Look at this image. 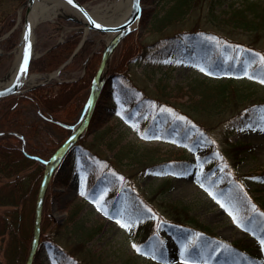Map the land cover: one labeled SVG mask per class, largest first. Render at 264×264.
I'll list each match as a JSON object with an SVG mask.
<instances>
[{
    "label": "rangeland",
    "instance_id": "obj_1",
    "mask_svg": "<svg viewBox=\"0 0 264 264\" xmlns=\"http://www.w3.org/2000/svg\"><path fill=\"white\" fill-rule=\"evenodd\" d=\"M24 1L0 0V82L6 79L14 65L16 51L12 49L19 40ZM109 1L112 0H85L82 3L91 8L100 3L104 7ZM140 1L139 21L128 38L132 37V44H139L138 48H133L137 54L128 63L129 77L145 93L162 101L160 109L176 106L191 125H199L207 131L213 148L209 150L203 138L188 140L174 132L163 137L159 132H148L147 121L137 120L139 111L136 108L131 109V117H128L125 113L128 105L121 103L117 95H112L109 82L106 87L109 61L105 88L101 89L102 95L90 125L76 147L64 156L45 192L41 232L56 241L47 242L49 238H42L41 234L30 264H264V250L260 245V239L264 238V83L261 82L264 81V60L261 59L264 57V31L259 30L252 36L245 33L244 28L226 27L233 24L230 18L236 9H247L248 17L254 15L251 8L245 7L251 0H199L196 11L172 26L163 27L158 18L172 0ZM252 2L264 12V0ZM64 20L59 15L36 24L30 68L34 80L29 77L30 85L38 84L41 75L52 74L64 61L51 69L43 67L41 58L50 46L63 41L70 33L79 32L81 37L79 25L76 22V25H69ZM192 24L205 31L203 43L209 46L205 53L217 50L218 53L211 54L226 60L228 45L233 49L232 55L243 60L245 80L239 79L241 81H234V84L258 102L253 122L238 126L230 124L228 118L236 101H229L222 108L204 107L203 103L212 100L203 98L199 81L225 79L227 72L223 68L207 63L192 51L188 59L170 56L156 61L150 57V46ZM109 38L110 35L87 31L85 52L64 65L47 81L43 90L52 95L59 80L77 77L85 71L82 62L88 47L94 75L104 43ZM122 39L111 58H118L124 49H132L130 41L122 42ZM182 50L188 51L185 47ZM249 64L257 67L256 70L250 72ZM19 107L24 122L31 125L35 133L20 125L22 131H28L30 144L44 150L56 149L84 111L82 107L78 115L73 114L66 122L67 129L60 130L51 122L56 116L41 115L42 110L34 101H23ZM143 117L145 120L152 118L156 124L160 122L157 114L151 117L147 111ZM239 143L248 148L235 151ZM18 145L21 146V142ZM176 157H187L192 161L191 166L184 171H172L167 160ZM36 168L35 162L27 167V172H37V177L31 191L23 194L18 205L22 213L21 230L29 235L25 252L22 251V258L14 261L15 264H24L30 245L34 203L43 172V167L39 172ZM12 178L14 176L0 175V196L9 191L10 185L6 183ZM230 187L232 193L239 188L240 193L236 192L240 200L238 208L222 194V189L226 191ZM175 203L187 207L189 216L196 220L192 222L194 225L207 226L218 239L203 235L194 237L195 231L188 225L182 233L167 227L162 220L169 219L165 211L173 208ZM128 205H136L135 209L139 207L138 218L126 215ZM256 206L263 212V226L257 229L248 222V212H245L257 209ZM10 210L12 206L0 205V212L9 214ZM143 216L146 217L141 219ZM117 220L132 227L123 228ZM143 223L147 230L150 226L149 230H153L144 243L141 242L144 232L139 230V224ZM156 236L162 237L161 244H156ZM192 239V244L187 245L186 242ZM220 240L236 243L242 253L237 255L222 248ZM8 241V234L0 236V264H8L11 258L6 249ZM57 255H64L63 261H58Z\"/></svg>",
    "mask_w": 264,
    "mask_h": 264
},
{
    "label": "trees",
    "instance_id": "obj_2",
    "mask_svg": "<svg viewBox=\"0 0 264 264\" xmlns=\"http://www.w3.org/2000/svg\"><path fill=\"white\" fill-rule=\"evenodd\" d=\"M79 1L84 2L85 0ZM198 2L199 0H172V2L169 1V5L164 14L160 15L158 18L162 23H160V25H174L177 21L184 18L187 14H191L196 11ZM245 7L249 9L251 8L255 12L254 15L248 17L245 11L247 9H236L231 13L230 19L232 20L233 24H229L230 27H226H241L242 29L244 28V32H248L249 35L252 36L257 32H260L259 30H262L263 32L264 12L262 10H259L257 4L252 2V0L251 3H248V5L246 4ZM64 22L69 25H76V23L71 20H64ZM166 22L168 24H166ZM204 32L205 31L203 30V27L192 24L187 28L168 34L162 37L161 40H158L156 44L150 46V49L148 50L150 52V57H153V59H155L156 61L170 56H181L188 59L190 58V54L192 51L198 57H201L203 60L207 61V63L223 68L227 72L225 79L218 78L215 82L205 79H201L199 81L200 84L198 87H201V89H203L201 91V95L203 96V98L205 97V100H212L211 102L203 103L204 107L209 109H216L218 107L222 108L228 105L229 101H236L237 104H235V107L232 108V113L228 118L230 124L238 126L243 123L253 122L255 118L254 112L256 109V104L258 102H255V98L252 97L250 93H246L244 91L242 92L241 89H238L241 87H238L236 84H234V81L245 80V76L242 73L243 60L241 58H235L232 55L233 49L228 45L226 46L228 51V58L226 60L221 56L217 58L215 54H211L218 53L217 50H213L210 53H205V50L208 49L209 46H205V44L203 43L202 34ZM129 36L130 33L125 35L122 39V42L125 40L130 41L132 49H124L118 58L112 56L110 60L108 76L105 83L107 87V83L109 82L108 87L112 91V95H117L121 103L128 105L129 108L125 111L126 115L128 117H131V109L136 108L139 111L137 120L141 119L147 121L145 123V128L148 132H159L162 137L165 135H171V133L174 132L178 137L183 136V139L188 140L191 138H203V143L208 147L209 150H211L213 148V143L211 142L207 131L203 130L199 125H191L186 120L185 115L183 116L182 112L176 106H168V108L160 109V106L163 104L162 101H160L158 97L154 98L145 93L143 89L139 88V86H137V84H135L129 77L128 63L132 58L135 57V54H137L138 52L134 51L133 48L139 47V44L137 42L132 44V37H130V39L128 40ZM79 37V32L70 33L64 38L63 41L52 46L50 50L45 51L41 58L43 59V67L45 69H51L65 60L74 49V46L79 40ZM183 47L188 49V51L182 50ZM81 48L82 49L76 53V56L74 58L85 52V43ZM31 64L32 62L30 63L29 70L31 68ZM256 68L257 67L252 66V64H249L250 72H253L254 70H256ZM93 73L94 66L90 62L85 70V73L81 77L73 81L59 82L57 90L53 92L52 95L46 92V90H43L46 85H40L32 88L30 92H27V95L31 96L33 99L32 101H34L41 108V115L46 116V114H54L53 116H56V118L54 120H51V122L55 124V126L60 130H66V122L72 119L71 117L73 114L77 113L78 115L82 107L84 106L87 96L86 92L89 88ZM236 74L239 75L238 78ZM103 87L105 88V86ZM24 93L10 94L4 97H0V131H7L6 134L0 135V175L5 177L14 176V178L10 179L6 183L10 185L9 191L2 192L0 196V205L12 206V210L9 211V214H7L8 212H0V236L8 234L10 237V241H8V245L6 247L7 252L9 253V258L11 257L8 264H15L22 258V251L23 253L25 252L24 250L28 241L29 234L25 235L21 230L22 213L18 210V205L21 202L23 194L31 191L32 183L37 177V172H34L32 170L27 172V167L31 162H35L37 164L36 171L38 170V172L39 169L41 170L43 167V163L40 160L29 157L21 150L20 146L18 145V143L20 142V138L11 131L19 132L24 136L26 143V152L28 154H34L46 159L55 150V147L49 150H44L39 149L36 144H30L29 139H27V136H29L28 131H22V125L27 126L28 130L30 129V132L33 131V128L31 129V125H27L24 122V119L22 117L23 115H20L23 114L21 112V108L19 107L20 103L26 100L30 101V97L26 95L24 96ZM101 95L102 93L100 94L99 99L101 98ZM202 102L204 101L202 100ZM96 106L97 102L92 112L88 127L95 112ZM145 111H147V113L151 117L157 114L160 117V122L156 124L155 122H153L152 118L151 120H145L143 117V113ZM60 113L63 115H59ZM181 115L183 117L182 119H180ZM59 117H62V119ZM176 119L178 120L173 123V121ZM32 133H35V131H33ZM237 145L239 149L234 146L236 148L235 151L246 150L248 148V145L246 144L243 145L239 143ZM240 145L242 147L241 149ZM205 154L201 157H204ZM167 161L172 171L174 172L184 171L192 164V161L188 160L187 157H176L171 158ZM206 168H209V165H206ZM206 168L204 167V169ZM236 192L240 193L239 188H237V190L233 193L231 187L226 191L222 189V194L226 197V199L238 208L240 206V200H238ZM135 207L136 205L134 207L128 205L126 209V215L128 217L138 218L140 216L137 209L139 207H137L136 209ZM143 207L144 206H142V208ZM254 209L255 208H252L248 211L246 210L245 212L246 214L248 212V222L251 225L253 224V227L257 229L263 226V212L259 211L260 208L258 209V207L257 209ZM187 211V207L175 203L173 204V208L165 211L169 219L166 218L162 221L165 225H167V227H169L170 229H174V231L180 233H182L184 231V227L188 225L192 227L193 231H195L194 237L203 235L206 237L218 239L212 233V230L207 226L200 227L194 225V223L192 222H196V220L192 216H189ZM145 217L146 216L140 218L142 219ZM149 229H151V226ZM149 229L147 230L145 228V223L139 224V230L141 231V233L144 232V238L141 240L142 243L146 242L149 239L150 234L153 233V230ZM41 234L42 238H49L47 242L52 243L53 241H56L52 236L49 237L46 234L42 233L40 227V237ZM156 240V242H158L156 244L162 243V237L159 238L158 236H156ZM192 241L193 239L187 241V245H191ZM220 242L222 248L234 251L237 253V255L242 253L241 250L238 249V245L236 243H226L222 240H220ZM204 245L205 243H203V246ZM56 258L58 259V261H63L64 255H57Z\"/></svg>",
    "mask_w": 264,
    "mask_h": 264
},
{
    "label": "water",
    "instance_id": "obj_3",
    "mask_svg": "<svg viewBox=\"0 0 264 264\" xmlns=\"http://www.w3.org/2000/svg\"><path fill=\"white\" fill-rule=\"evenodd\" d=\"M66 4L69 10L62 11L59 14L62 18L66 20H71L79 25V29L82 33L79 42L68 56L50 75H41L40 81L38 83H43L49 81L53 76L57 75L61 69L66 65L73 56L77 53L78 49L84 42L85 34L87 31H97L105 35H110V38L105 41L101 57L99 60L96 72L91 80L89 93L85 102L84 111L80 116L76 124L72 125L70 133L62 141V143L54 150V152L47 158L42 159L36 155L28 154L25 151V141L21 134L17 132H12L16 134L21 139V150L27 154L29 157L40 160L43 163V172L37 189V194L34 203L33 211V221H32V232L29 249L26 255L24 264H30L38 245V240L40 236V226L42 217V208L45 192L50 181V178L54 170L59 167L60 161L63 155L71 148V146L83 135L89 120L95 103L99 97L102 86L105 81V75L108 69L109 61L112 52L118 42L129 33L134 27H136V22H138L141 13V1L131 0L128 13L119 23H108L106 21L95 18L89 12L85 3H81L79 0H73L69 3L68 0H60ZM37 0H25L24 1V13L23 21L21 26V32L17 44L13 47V51L16 49L20 51L19 59L17 63L14 61V65L10 73L6 76L2 82H0V97L7 96L9 94L21 93L25 90H29L33 85L27 84L28 70L31 60L34 58V30L37 23H33L31 20L32 11ZM99 24L101 27L97 28L94 26ZM27 35V39L25 36ZM29 47L27 70L21 73V64L24 62L25 48ZM12 51V52H13ZM35 85V84H34ZM4 131H0V135L4 134Z\"/></svg>",
    "mask_w": 264,
    "mask_h": 264
},
{
    "label": "bare ground",
    "instance_id": "obj_4",
    "mask_svg": "<svg viewBox=\"0 0 264 264\" xmlns=\"http://www.w3.org/2000/svg\"><path fill=\"white\" fill-rule=\"evenodd\" d=\"M131 0H112L106 3V6H100L96 4L91 8H88L89 12L95 18L106 21L108 23H119L128 13ZM69 10L65 3L60 0H37L32 11L31 20L33 23H38L44 20H53L59 16L62 11ZM139 21V20H138ZM138 22H136V25ZM20 51L16 49L15 63L19 59ZM30 65V64H29ZM34 76L30 75V80Z\"/></svg>",
    "mask_w": 264,
    "mask_h": 264
},
{
    "label": "snow or ice",
    "instance_id": "obj_5",
    "mask_svg": "<svg viewBox=\"0 0 264 264\" xmlns=\"http://www.w3.org/2000/svg\"><path fill=\"white\" fill-rule=\"evenodd\" d=\"M68 2L69 3H72L73 0H68ZM93 24L97 28L101 27L99 24H95L94 21H93ZM25 39H27V35L25 36ZM29 47L30 46H28V47L25 48L24 62L21 64V68H20L21 73H24L27 70V61H28ZM261 59L264 60V57H262ZM201 71H203V69H201ZM261 82L264 83V81H261ZM221 207H223V205H221ZM230 215H231V213H230ZM116 223L119 224L123 228H130V227H132L131 224L123 223V222H121V220H117ZM260 245H261V249L264 250V238H261L260 239ZM133 247H135V245H133ZM137 251H139V249H137Z\"/></svg>",
    "mask_w": 264,
    "mask_h": 264
},
{
    "label": "flooded vegetation",
    "instance_id": "obj_6",
    "mask_svg": "<svg viewBox=\"0 0 264 264\" xmlns=\"http://www.w3.org/2000/svg\"><path fill=\"white\" fill-rule=\"evenodd\" d=\"M78 43V42H77ZM58 44V43H57ZM83 44H84V42H83ZM83 44L81 45V47L83 46ZM54 46V45H53ZM76 46V45H75ZM74 46V47H75ZM51 47L52 46H50L47 50H50L51 49ZM79 48V50H81L82 48ZM46 50V51H47ZM79 50H78V52H79ZM87 53H86V56L84 57V60H83V62H82V66L83 67H85V68H87L88 67V65H89V61H91V56L89 57V52H90V49H89V47L87 48ZM76 56V55H75ZM74 56V57H75ZM70 63H71V61H70ZM85 73V71L83 70L82 72H81V74L79 75V76H77V77H74V78H69V79H65V80H59V82H61V81H73V80H76V79H78L79 77H81L83 74ZM91 82V81H90ZM105 82V81H104ZM40 85H48V83L47 82H43V83H38V84H35V85H33V88L34 87H36V86H40ZM90 85V84H89ZM27 92H30V90H27V91H25V93L24 92H22V93H24L23 95L25 96H28V97H30L29 99L32 101L33 99H32V97L31 96H29V95H27L28 93ZM21 94V93H20Z\"/></svg>",
    "mask_w": 264,
    "mask_h": 264
}]
</instances>
